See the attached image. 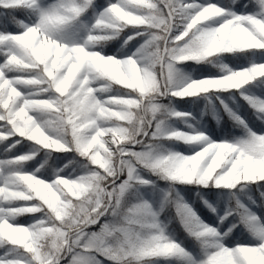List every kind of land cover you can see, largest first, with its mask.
<instances>
[{
    "label": "snow or ice",
    "instance_id": "1",
    "mask_svg": "<svg viewBox=\"0 0 264 264\" xmlns=\"http://www.w3.org/2000/svg\"><path fill=\"white\" fill-rule=\"evenodd\" d=\"M0 156V264H264V0H0Z\"/></svg>",
    "mask_w": 264,
    "mask_h": 264
},
{
    "label": "trees",
    "instance_id": "2",
    "mask_svg": "<svg viewBox=\"0 0 264 264\" xmlns=\"http://www.w3.org/2000/svg\"><path fill=\"white\" fill-rule=\"evenodd\" d=\"M18 15L23 18V13H18ZM10 31H15L16 29L14 28H10L9 29ZM233 63H240V62H237V61H233ZM196 67H199V66H196ZM207 67V66H205ZM241 104L243 105V102H241ZM178 107L182 108V109H185L187 106L183 104V102H179ZM241 114L248 117L249 119H251V112L247 109L246 105L242 107L241 109ZM203 121L207 127V129H210L213 134H214V137L213 138H219L222 133L220 131L221 128L223 129H230L231 127L229 126L228 124V121L227 119L225 118L224 114L222 113V117H221V121L219 124H217L212 118H211V115H206L205 117H203ZM254 127L256 128H260L261 125H259L258 123H254ZM19 151H24V149H20ZM50 174V173H49ZM185 195V198L186 199H190V195L189 193L185 192L184 193ZM201 214L206 216V213L201 210ZM174 215L173 212L169 211L166 213V216L168 218H171L172 216ZM26 216H21V219H24ZM170 228L171 230L174 231V233L177 235L178 238H180L187 246L191 247L192 246V242L191 240L186 236V234L183 232L181 226L179 225L178 221H175L173 220L172 223L170 224Z\"/></svg>",
    "mask_w": 264,
    "mask_h": 264
},
{
    "label": "rangeland",
    "instance_id": "3",
    "mask_svg": "<svg viewBox=\"0 0 264 264\" xmlns=\"http://www.w3.org/2000/svg\"><path fill=\"white\" fill-rule=\"evenodd\" d=\"M194 67H196V66H194ZM203 106L201 105V108H202ZM180 108V107H179ZM181 110H184V109H182V108H180ZM206 116V115H205ZM204 116V117H205ZM225 116V118L227 119V117H226V115H224ZM221 117H222V110H221V113H219L218 114V118L221 120ZM227 121H228V124H229V126L231 127V122L227 119ZM201 123H203V125H204V127L205 128H207L206 127V125H205V123H204V121H203V119H202V121H200ZM216 122V121H215ZM217 123V122H216ZM180 125H179V123L177 122L176 123V127H179ZM184 147L185 146H183V145H179L178 147H177V150L178 151H180V150H183L184 149ZM0 158H3L2 156H0ZM26 217L24 218V219H21V217H18L17 218V223H20V224H26V223H30L31 222V220H30V217L29 216H27V215H25Z\"/></svg>",
    "mask_w": 264,
    "mask_h": 264
}]
</instances>
